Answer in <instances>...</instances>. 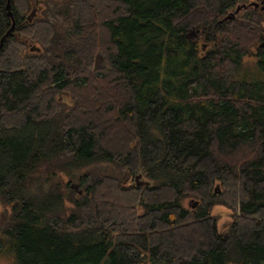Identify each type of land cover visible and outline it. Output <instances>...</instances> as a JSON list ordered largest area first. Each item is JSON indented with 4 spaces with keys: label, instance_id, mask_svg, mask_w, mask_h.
<instances>
[{
    "label": "trees",
    "instance_id": "16d2710c",
    "mask_svg": "<svg viewBox=\"0 0 264 264\" xmlns=\"http://www.w3.org/2000/svg\"><path fill=\"white\" fill-rule=\"evenodd\" d=\"M21 1L10 0L0 48V253L16 264H264V0ZM106 44L111 104L96 97L83 102L93 113L63 118L44 108ZM102 128L120 142L104 145ZM69 159L85 187L75 199L46 176ZM100 163L118 175L87 169ZM139 173L147 186L127 185ZM215 205L237 213L223 232Z\"/></svg>",
    "mask_w": 264,
    "mask_h": 264
},
{
    "label": "rangeland",
    "instance_id": "374dc122",
    "mask_svg": "<svg viewBox=\"0 0 264 264\" xmlns=\"http://www.w3.org/2000/svg\"><path fill=\"white\" fill-rule=\"evenodd\" d=\"M25 1L26 0L21 1L20 5L18 6L20 9H22L23 5H26ZM233 11L234 9L230 10L229 13L231 14L233 13ZM30 12L26 14V17H28ZM259 12L260 14H263L262 11H259ZM200 46H203V45H200ZM106 48H108V44L104 45L103 51L88 53L89 54L88 59L85 60L86 62L85 64L88 67L87 72L84 75L83 74L76 75L74 78L70 79L72 80L70 81L71 82L70 87L60 92H57L53 96V99L56 101V104L48 105V99H47L46 104L44 105L43 103V105L45 106L44 108H47V109L52 108L53 111H57L58 115L63 118L65 115V112L68 111V109L76 108L77 112H86L88 110L90 111V113H93L94 110L99 109V107H97L96 109L92 107H86L87 109L85 110L83 102L86 101L88 105H91V102L94 99L96 100V97L101 99V101L103 102L102 105L106 103H110V102H105V100L107 99H105L104 95L106 97L111 96L110 92H113L112 89H113V85L115 84L113 83V80H111L110 75H104L106 73L102 71V68L104 67L105 61H106L104 57ZM97 57H99V59H96ZM102 73L104 74L101 75ZM79 84H81L82 86L79 87ZM117 96L120 97V95H117ZM103 108H104V112L106 113L105 114L106 117H108L106 120H107V123H110L109 126L116 127L117 123L114 120L115 119L114 113L113 112L107 113L108 112V110H106L107 106H103ZM44 119L49 120V118H44ZM64 120L65 119H62L61 121H64ZM122 126L124 127L125 130H127V126L125 125H122ZM103 128H102V131L107 138V140L103 141L104 145L108 144L109 142H112L110 143V145H115L116 143L120 142L121 140L120 136L116 135L118 128L112 131L108 130L105 132ZM45 169L48 171L46 176L49 179L53 180L54 183H57V181L60 179H63L64 184L68 183V189H63V193L65 197L70 198V199L71 198L75 199L79 196L78 193H80V190L81 191L84 190L85 187L81 183L78 182V178H79L78 173L81 170H78L79 168L77 169L73 165H71V159L65 162H60V163L55 162L54 164H51L49 167L46 166ZM87 169L90 170V172H92L93 175H99V174L110 175L111 173L118 175V169L114 165H111V164H105V163L94 164L92 166H88ZM69 174L70 176L75 177L73 179H70L71 181H68V177L65 176ZM139 174L142 176L141 173ZM130 178H131V181L127 185H130V184L136 185V183L133 182L134 177L132 176ZM141 180L146 181L143 177L141 178ZM78 183L80 185H78ZM217 186L218 185H215L214 188ZM103 189L104 191H109L110 194L112 192V188L109 185L105 186ZM218 189H219V186H218ZM115 197L117 198L116 195ZM189 199L191 198L184 200V207L186 208L191 207L192 202H195L194 200H189ZM70 205H71L70 203L68 202L66 203V207L68 208L72 207V205L71 206ZM67 213L69 214V210L67 211ZM9 215H10V207L0 202V231L6 226L5 224L7 222ZM236 215H237L236 212L228 209L227 207L223 205H215L211 210V216L215 219L217 230L219 232L225 231L228 228V226L231 224V222L235 219ZM0 264H16V263L14 262V259L11 255H9L6 251H3L0 253Z\"/></svg>",
    "mask_w": 264,
    "mask_h": 264
},
{
    "label": "water",
    "instance_id": "95a60500",
    "mask_svg": "<svg viewBox=\"0 0 264 264\" xmlns=\"http://www.w3.org/2000/svg\"><path fill=\"white\" fill-rule=\"evenodd\" d=\"M250 6H254L255 8H257L259 5L256 4V3H252V4H250ZM6 8H7V10L9 11V12H8V16H9V18L11 19V22H12V23H11V27H10V29L5 33V35L3 36V38L0 40V48H1V46H2V42H3V40H4L8 35H10V34L13 32V29H14V18H13L12 13L10 12V0H7ZM243 8H246V6L243 5L242 7H237L236 10H235L233 13L229 14V16L227 17V19L234 18V15H235L236 13H238V12H239L241 9H243ZM260 8H261V10L264 12V7L262 6V7H260ZM35 13H36L35 8H32V10H31L30 14L28 15V17H26V19H27L28 22L31 21V19L33 18V16L35 15ZM14 36L17 37V35H15V34H14ZM260 48H263V49H264V40H263L262 43L260 44ZM31 50H34V49L32 48ZM96 59H99V57H97ZM141 178H142V176H141L140 174H138V175H136V176L134 177V182L136 183V185H137V186H147L148 182H147V181H143V180H141ZM196 205H197V203L195 202V203L191 206V208H194Z\"/></svg>",
    "mask_w": 264,
    "mask_h": 264
}]
</instances>
